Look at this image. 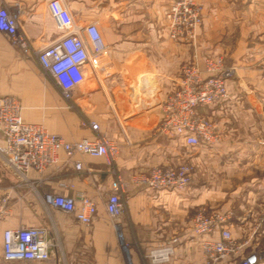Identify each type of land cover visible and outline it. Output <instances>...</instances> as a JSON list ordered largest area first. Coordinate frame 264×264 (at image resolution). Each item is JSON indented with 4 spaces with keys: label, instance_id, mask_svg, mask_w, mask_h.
<instances>
[{
    "label": "crops",
    "instance_id": "crops-1",
    "mask_svg": "<svg viewBox=\"0 0 264 264\" xmlns=\"http://www.w3.org/2000/svg\"><path fill=\"white\" fill-rule=\"evenodd\" d=\"M61 1L76 26L95 23L104 43L99 65L92 60L82 65L83 79L73 91L74 100L63 98L36 57L41 48L61 35L48 12V0H0V6L17 13V34L27 46L24 51L0 32V96H12L19 101L24 121L41 123L49 132L69 141L93 137L90 123H96L101 133L118 144L114 164L126 174L144 173L154 166L179 165L183 153L177 149L178 144L195 153L194 162L200 169L207 156L212 157L211 161L231 157L223 166L231 174L252 168L264 171V79L257 67L264 58V0H195L202 7V25L191 44L168 37L164 13L174 0ZM88 52L93 53L89 42ZM216 55L233 68L227 81L229 94L223 101L199 107L198 112L217 123L220 141L211 146H189L177 136L159 133L160 104L177 88L181 66L192 60L202 64L206 57ZM63 156L61 152L60 157ZM76 158L82 163L81 169L70 164L49 168L42 187L75 197H94L96 184L109 187L111 177L103 157ZM0 168L5 172L2 176L7 185L10 184L3 193L10 192L13 203L12 217L1 224L2 239L5 227L35 222L30 205L41 202L26 189L12 188L13 176ZM252 184L254 189H264V178L246 182L245 187ZM189 186L180 191L139 188V192L129 187L125 198L134 227H126V234L170 232L173 217L163 227L153 228L154 207L158 214H174V226L179 227L183 215L175 206L184 204ZM53 209L64 218L60 219L62 227L77 225L72 215ZM238 220L233 218L229 226L235 235L246 229L248 223ZM257 235L264 240V225ZM199 242V237L185 232L178 238L170 257L173 260L168 264H202ZM161 244H153L147 253ZM77 248L98 253L80 264H129L115 244H82ZM260 252L258 264H264V254ZM134 256V264H143L137 253Z\"/></svg>",
    "mask_w": 264,
    "mask_h": 264
},
{
    "label": "built area",
    "instance_id": "built-area-1",
    "mask_svg": "<svg viewBox=\"0 0 264 264\" xmlns=\"http://www.w3.org/2000/svg\"><path fill=\"white\" fill-rule=\"evenodd\" d=\"M47 9L61 35L41 48L37 60L60 89L66 100H71L74 89L83 79L82 65L90 60L99 65L104 53L102 36L95 23L84 27L75 25L72 16L61 0H48ZM168 37L185 43H194L202 24V7L195 0H174L165 10ZM0 32L10 42L24 51L25 41L17 34V13L0 6ZM87 38V39H85ZM88 42L93 53L88 52ZM264 79V58L259 64ZM233 68L225 65L224 58L216 55L206 57L202 64L196 60L180 68V80L176 89L168 93L160 104L162 119L158 132L177 136L189 146L214 145L220 141L217 123L198 112L228 97L227 81ZM22 106L12 97L0 96V166L16 177L15 186L25 187L44 206L63 211L80 224L95 221V202L84 194L76 197L52 191L39 193L37 186L44 184V173L52 167L72 165L81 169L77 156L103 157L108 166H113L118 153V144L101 133L96 123H90L93 137L69 141L49 132L41 123L23 120ZM63 157H60V153ZM34 174V175H33ZM190 168L185 164L162 165L150 168L146 173L131 177L135 187L154 191H180L190 184ZM113 193L106 202V211L111 217L118 238H122V196L127 187L119 175L112 182ZM12 196L5 192L0 196V225L12 217ZM231 211L197 212L191 217V233L200 238V249L207 264H258L259 255L245 254L247 242L232 237L229 226L233 219ZM178 238L174 237L152 248L147 258L154 264L166 263L174 253ZM55 227L48 225L18 224L7 226L2 231V258L7 262H45L55 255L57 248Z\"/></svg>",
    "mask_w": 264,
    "mask_h": 264
},
{
    "label": "rangeland",
    "instance_id": "rangeland-1",
    "mask_svg": "<svg viewBox=\"0 0 264 264\" xmlns=\"http://www.w3.org/2000/svg\"><path fill=\"white\" fill-rule=\"evenodd\" d=\"M200 27L197 31V35L200 31ZM257 67L259 69V66ZM72 99L74 100L73 97ZM205 117L210 119L208 116ZM210 120L214 121L213 119ZM178 145L176 146L177 149L183 153V159L179 163L189 166L191 176L189 184L190 186L184 204H179L178 208L176 207L177 205L175 206L176 209L182 211L183 215V221L178 220L179 227L176 228V226H174L177 223V220H174L176 218L174 214L167 215V213L164 211H160L163 214H158L156 213V207H154L152 213L154 220L151 223L153 228L163 227L162 224L168 220H171L173 217V225L172 223L170 224L172 227L170 232H163L162 235H153L152 232L139 235H127L126 227L133 229L134 222L130 217L128 203L125 198V192L129 189V187H133L135 191H138V189L141 188L133 186L129 183V180L131 179L130 177L143 174V172L136 174L122 173L117 170V167L114 164L113 166H108V175L111 177L109 187L107 188L101 185L97 187L96 184L94 197L88 195V197L95 202L97 208L94 222L89 225L77 223V225L66 229L65 227L61 226L62 224L60 222V219L63 220L64 218H60L59 213L55 212L53 207L44 206L42 203L31 204V216H35L34 219L37 220L35 222H30L29 224L37 223L41 225H48L52 229L53 226L55 227L58 245L55 255L45 262L25 263L4 261L2 258V239L0 236V264H80V261L90 260V258L93 259L92 257H95L98 254L95 251L81 252L80 250H77V246L82 244H115L120 247L121 254L129 264L135 263L134 260L136 258H134V253H137L140 261L143 264H154L146 256L148 249L160 242L166 243L174 237H182L185 232H191V217L195 213H211L212 211L225 210L231 211L233 213V217L235 219H239L238 221L241 219V221L247 220L248 222L246 224V229L239 230V234L235 235L231 233L234 239L240 242H247V247L244 250L245 254L264 251V240L263 238L260 239V237L257 235L258 231H260L264 225V189H254L255 187H253V184L250 187H245L246 182L253 181L254 179L258 178H264V171L260 170L259 168H252V171H242L240 173L231 174L230 171H228V167L226 169L223 167L226 162L231 160V157H221L220 160H217V162L211 161L210 159H212V157L209 158L207 156L204 157L206 159H204L205 161L202 163L203 167L201 168V171L199 166L194 162L193 155L195 153H193L192 150L183 147L182 145ZM169 165L175 166L174 164ZM3 174L5 175V172L0 168V178L2 179V181L0 180V196L3 194L7 186L10 185H7L8 183L2 176ZM11 175L13 176V181L11 182L13 184L12 188H14L16 191L25 190V187L15 186L16 177L13 173H11ZM116 175H119L125 182H127V187L125 188V192L121 198V221L124 225L122 238H118L113 227L111 217L105 208L108 197L113 193L111 186ZM229 175H233V177ZM42 186L43 184H39L36 188L37 191L39 193L47 192L48 189L45 186ZM26 191H28L29 194H32L34 197V193L28 189H26ZM238 195L240 196L237 198L236 196ZM254 195V199L251 200V197ZM247 201H250V203ZM179 218H181L180 215ZM141 222V224L144 223L143 218L141 219ZM2 228L3 225L0 226V233ZM260 253L264 254V252ZM200 254L202 258V264H207L201 249ZM172 260L173 259L166 263L159 264H168Z\"/></svg>",
    "mask_w": 264,
    "mask_h": 264
}]
</instances>
